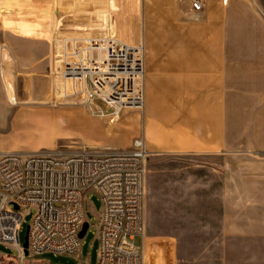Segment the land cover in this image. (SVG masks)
I'll use <instances>...</instances> for the list:
<instances>
[{
  "label": "crops",
  "instance_id": "1",
  "mask_svg": "<svg viewBox=\"0 0 264 264\" xmlns=\"http://www.w3.org/2000/svg\"><path fill=\"white\" fill-rule=\"evenodd\" d=\"M55 1L62 34L115 35V0H95V10L90 0ZM167 1L150 0L145 7L142 114L130 115L110 135L89 112L96 100L73 116L81 134L102 146L130 145L141 136L150 155L203 156L209 165L202 166L213 173L218 165L224 264L234 257L239 264H264V22L247 0H204L199 12L190 0L182 12L170 10ZM46 3L48 11L35 16L49 15ZM2 23L0 65L12 62L25 76L46 70L53 77L65 49L62 41L57 47L56 31L35 34L43 27L30 19Z\"/></svg>",
  "mask_w": 264,
  "mask_h": 264
},
{
  "label": "built area",
  "instance_id": "2",
  "mask_svg": "<svg viewBox=\"0 0 264 264\" xmlns=\"http://www.w3.org/2000/svg\"><path fill=\"white\" fill-rule=\"evenodd\" d=\"M190 1L194 11L204 9V0ZM62 42V67L53 78L61 74L70 81L76 87L72 94L81 95L87 104L101 100L113 114L143 109V44L131 45L115 36ZM56 44L61 47L57 39ZM149 155L143 137L119 149L0 151V243L17 252L19 264H48L29 260L42 253L80 256L86 202L94 193L102 203L96 224L97 264H159L156 254L147 257L145 248ZM27 208L35 209L28 254L19 237ZM136 237L142 238L141 250Z\"/></svg>",
  "mask_w": 264,
  "mask_h": 264
},
{
  "label": "rangeland",
  "instance_id": "3",
  "mask_svg": "<svg viewBox=\"0 0 264 264\" xmlns=\"http://www.w3.org/2000/svg\"><path fill=\"white\" fill-rule=\"evenodd\" d=\"M47 1L0 0V26L2 21L10 18L30 19L43 27L35 34L53 29L56 31L55 38L58 43L63 41L61 35L74 36L69 32L62 34L63 30L58 27L60 16L55 9V0H50L52 4L50 3L49 15L42 16L43 18L35 16L41 10L48 11ZM185 1L188 2L168 0L165 5L170 10L182 12L187 9ZM247 1L256 16L264 22V0ZM148 4L150 0H115L118 10H112V19H117L118 23L117 26L115 24L113 36L131 45L143 44L146 50L144 19L145 7ZM97 5V1H89L91 10H95ZM180 19L184 20L186 16ZM68 50L72 51L71 44H68ZM144 60L146 70V51ZM12 64L4 61V65H0V151L32 153L48 152L61 147L80 149L93 146L100 149H119L131 146L132 142L126 146H102L85 138L73 115L79 110H89L81 95L72 94L70 81L67 82L69 90L65 95L61 90L60 80L57 82V78L47 76L46 70L43 76L35 73L25 76L21 74L22 68ZM59 76L62 77L61 74H58ZM94 104L97 109L89 112L98 115L99 120L106 125L108 135L113 132L115 126L120 127V124L127 122L130 115H141L145 107L144 105L139 111L113 114L104 102L96 100ZM203 158L206 157L193 154H159L148 157L145 239L148 246L147 257L156 254L159 264L225 262L221 231V168L217 165L218 172H209L208 168L202 166L209 165L201 162ZM101 206L99 196L89 193L86 202L89 229L82 239L80 256L42 253L29 260L48 264H97L99 241L96 236V224ZM23 211L25 218L19 233L22 244L35 209L27 208ZM134 243L141 250L142 238L136 237ZM16 257V251L0 243V264H19ZM239 262V258L232 259V264Z\"/></svg>",
  "mask_w": 264,
  "mask_h": 264
},
{
  "label": "bare ground",
  "instance_id": "4",
  "mask_svg": "<svg viewBox=\"0 0 264 264\" xmlns=\"http://www.w3.org/2000/svg\"><path fill=\"white\" fill-rule=\"evenodd\" d=\"M110 36H113V35H111V34H103V35H93V36H87V37H66L64 40H67L69 38H71V39L99 38L100 39V38H106V37H110ZM58 79L61 82V84H60L61 90H62V92H65V95H66L67 94L66 92H68V90H69L67 81L64 78L60 77V76L58 77ZM74 88H76V87L71 84V89H74Z\"/></svg>",
  "mask_w": 264,
  "mask_h": 264
},
{
  "label": "water",
  "instance_id": "5",
  "mask_svg": "<svg viewBox=\"0 0 264 264\" xmlns=\"http://www.w3.org/2000/svg\"><path fill=\"white\" fill-rule=\"evenodd\" d=\"M16 208H18L17 205H15ZM89 229V223L85 222L83 225V228L80 232V237L84 238V236L86 235L87 231ZM28 245H29V226L27 227V231H26V235L24 238V242H23V247L25 248V253L28 254Z\"/></svg>",
  "mask_w": 264,
  "mask_h": 264
}]
</instances>
